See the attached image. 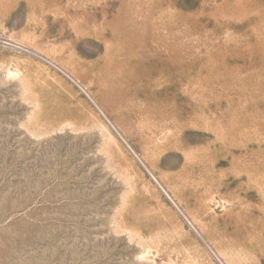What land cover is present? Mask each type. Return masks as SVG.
Segmentation results:
<instances>
[{"label": "rangeland", "instance_id": "1", "mask_svg": "<svg viewBox=\"0 0 264 264\" xmlns=\"http://www.w3.org/2000/svg\"><path fill=\"white\" fill-rule=\"evenodd\" d=\"M0 264H264V0H0Z\"/></svg>", "mask_w": 264, "mask_h": 264}]
</instances>
